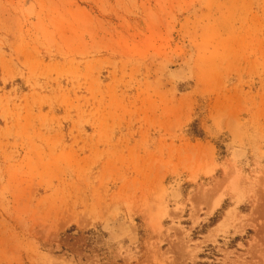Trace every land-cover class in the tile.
Listing matches in <instances>:
<instances>
[{
  "label": "rangeland",
  "instance_id": "1",
  "mask_svg": "<svg viewBox=\"0 0 264 264\" xmlns=\"http://www.w3.org/2000/svg\"><path fill=\"white\" fill-rule=\"evenodd\" d=\"M0 264H264V0H0Z\"/></svg>",
  "mask_w": 264,
  "mask_h": 264
}]
</instances>
